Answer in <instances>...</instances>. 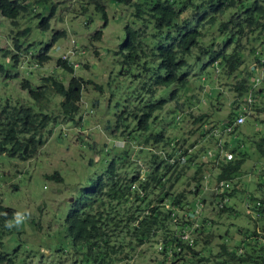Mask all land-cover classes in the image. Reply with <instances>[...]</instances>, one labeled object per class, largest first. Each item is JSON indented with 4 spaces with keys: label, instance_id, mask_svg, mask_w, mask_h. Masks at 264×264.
<instances>
[{
    "label": "rangeland",
    "instance_id": "374dc122",
    "mask_svg": "<svg viewBox=\"0 0 264 264\" xmlns=\"http://www.w3.org/2000/svg\"><path fill=\"white\" fill-rule=\"evenodd\" d=\"M130 1L52 0L43 3L31 0L28 14L16 19L17 27H12L9 20L0 16V66L4 70L0 72V103L11 99L12 102L19 101L25 106L34 107L20 84L27 80L33 87H38L44 76H53L64 86L72 77H76L102 87V90L95 89L93 84L83 87L79 110L72 119L53 110L58 120L48 127L44 144L32 159L23 161L8 154L0 155V205L16 212L8 223L10 230L2 238L0 253L14 257V264H57L60 260L57 248L61 247L65 253L72 249L64 224L72 205L69 199L81 198L92 181L103 175L112 161L119 168L134 171L133 175L135 171L138 172V181L145 180L147 171H151V154L168 150L163 143L154 144L151 136L163 133L165 142L179 141L186 149H192L201 141L194 151L202 148L205 151L214 150L216 141L224 132L228 116L235 108L237 94L232 86L243 78L253 83L256 77H264L261 70L253 69L252 54L230 76L223 74L221 64L211 62V54L223 50L225 34L219 30V23L227 18L226 14L202 29L203 35L197 47L186 56L188 66L182 73L187 75V84L184 87L159 89L151 97L144 86V82L150 79L149 73L141 74L139 67L126 66L119 54L125 39V25L136 30L142 27L133 16L135 8L132 5L143 0ZM153 1L147 0L151 4ZM180 1L186 5L180 4V8L185 7L183 16L192 17L195 9H191L189 2L197 6L203 0ZM97 5L104 8L105 19ZM200 11L204 12L203 9ZM47 17L49 26L44 30L41 18ZM25 29H29L25 36L19 34ZM148 29H152L150 24ZM58 32H64L65 37L57 38L55 44L51 43ZM97 32L102 33L101 39L93 41L92 37ZM249 45L258 48L260 41ZM47 46L49 60L36 65V55ZM15 53L17 61L12 59ZM63 55L75 64L73 74L56 65ZM174 90L176 95L172 96ZM246 96L244 94L239 100L244 102ZM153 100H163V107L153 112L148 130L140 132L136 128V117L132 114L136 109H144L155 103ZM201 116L203 118L197 121ZM213 126L217 129V133L213 134L214 143L209 139L202 141L212 132ZM262 135V123L251 119L245 121L237 132L223 135V142H227L230 148L241 143L243 146L239 151L247 154L235 180L239 189L253 188L252 182L264 170V158L251 143L252 139L257 140ZM194 171L195 165L189 166L174 185V191L189 192L193 184L188 181ZM54 173L61 177V182L46 177ZM119 175L122 179L133 176ZM205 176L199 195L194 197L189 194V200L193 210L197 202L204 201L198 216H201L200 221L208 217L218 223L209 227V232L205 230L203 234H197L199 238L209 233L215 236L206 248L197 246L198 251L209 256L211 252H217V244L222 243L223 239L231 240L235 236L239 225L252 229L253 221L246 212L244 192L237 193L228 202V206L235 208L236 216L220 214L214 202L219 201L217 198L214 200L217 172L205 171ZM126 208L123 206V211ZM158 240L160 242L162 239ZM124 241L132 258L124 259L120 264L161 263L162 257L157 252L156 243L137 247L135 239L130 236L125 237ZM65 256L63 254L62 257ZM71 256L67 255V258L70 260Z\"/></svg>",
    "mask_w": 264,
    "mask_h": 264
},
{
    "label": "trees",
    "instance_id": "16d2710c",
    "mask_svg": "<svg viewBox=\"0 0 264 264\" xmlns=\"http://www.w3.org/2000/svg\"><path fill=\"white\" fill-rule=\"evenodd\" d=\"M39 1L48 3L52 0ZM124 1L131 3L130 0ZM180 4V0H155L152 4L143 0L133 4V16L142 27L138 30L130 25L124 27L125 39L119 54L126 66L139 67L141 74L149 73L150 79L144 82L148 95L153 97L159 89L184 87L187 84V75L182 73L188 66L186 56L197 47L199 38L203 35L202 29L226 14L227 18L219 23V30L225 34L223 50L213 52L211 62L221 64L223 74L230 76L252 54L253 69L264 73V0H203L197 6L189 2L191 9H195L192 17L183 16L185 7L180 8ZM30 5L31 0H0V16L9 20L12 27H17L16 19L28 14ZM97 8L102 11L105 19L104 8L101 5H97ZM149 24L152 26L151 30L148 29ZM41 26L44 30L48 29V17L41 20ZM28 32L29 29H25L19 34L25 36ZM101 36L102 33L97 32L92 40L99 41ZM62 37H65V33L58 32L52 42ZM257 41H260L258 48L249 45ZM16 48L19 46L16 45ZM47 48L36 55V65L49 60ZM257 49L260 50L256 51ZM244 52L245 55H242ZM17 58L16 54L12 57L14 61ZM56 65L70 74L74 73V65L68 60L59 59ZM0 72H4L3 66H0ZM260 77L256 87L255 81L248 83L245 78L232 86L237 98L227 122L230 124L242 114L246 121L251 119L262 123L263 135L257 140L252 139L251 143L264 158V77L258 76L256 79ZM40 82L38 87H33L27 80L20 84L21 89L27 91L34 107L25 106L19 101L12 102L11 99L0 103V155L8 154L23 161L32 159L44 144L45 136L49 133L48 127L58 120L53 110L72 119L79 110L83 87L93 84L91 81L85 82L72 77L68 85L64 86L53 76H44ZM93 85L95 89L102 90V87ZM244 94L247 95L246 99L241 102L239 97ZM173 95H176V90L172 92ZM55 98L58 100L55 101ZM153 101L155 103L144 109H136L132 114L136 117V128L140 132L148 130L153 112L163 107V100ZM201 118L203 116L197 121ZM238 130L239 127L233 133ZM150 139L154 144L163 143L168 150L160 155L151 154V171H147L143 182H138V172L135 171L133 175L134 171L119 168L112 161L105 173L92 181L83 196L73 200L64 219L72 249L65 253L61 247L57 248V252L60 251L57 264H120L124 259L132 258L126 250L128 246L125 245L124 238L127 236L135 239L137 247L151 242L157 245L158 239H162L163 248L169 247L172 255L168 257L164 253H158L162 257L160 264H264V170L260 171V175L254 174L256 178L252 182L253 188H238L235 180L247 158V154L239 151L243 145L239 143L237 147L230 148L224 142L223 158L219 160L216 157V160L203 162V149L188 153V149L183 148L179 141H173L172 144L165 142L163 133L151 136ZM227 151L231 155L230 159L225 157ZM193 165L195 171L188 182L193 184L194 191H174V185L180 176ZM205 171H216V183L227 184L225 190L214 194V200H219L214 201L219 213L236 216L235 208L228 206V202L237 193L244 192L246 212L253 221L252 229L239 225L235 236L231 240L223 239L222 243L217 244V252H211L209 256L198 251L197 246L206 248L211 245L215 236L209 233L206 237L199 238L197 234H203L205 230L209 232L208 228L218 223L208 217H204L202 221L201 216L196 217L199 226L194 231V243L188 245L181 241L179 233L181 228L190 230L192 220L181 225L174 222L179 212H192L189 194L194 197L199 195ZM120 173L125 177L133 176L122 179ZM46 177L62 181L57 173ZM136 182L137 187H133ZM198 205L203 207L204 201L197 202L194 209ZM123 206L127 207L124 211ZM212 207L214 209L213 204ZM15 213L0 205V246L3 236L10 230L8 223ZM177 248L180 250L177 251ZM63 254L66 256L62 257ZM67 255H72L70 260ZM41 257L43 260L44 256ZM0 264H14V257L0 253Z\"/></svg>",
    "mask_w": 264,
    "mask_h": 264
},
{
    "label": "built area",
    "instance_id": "2783aa9c",
    "mask_svg": "<svg viewBox=\"0 0 264 264\" xmlns=\"http://www.w3.org/2000/svg\"><path fill=\"white\" fill-rule=\"evenodd\" d=\"M261 80L260 79H256L255 83H254V87H256L259 82ZM248 102H250V99H248ZM245 123V117L244 115L240 114L239 116H237L233 122L231 124H229L226 127V132H232L236 127L242 125ZM195 147H193L192 149H188L187 152L190 153L192 151H194ZM224 155V150H223V143L219 142L216 144V147L214 150H207L204 152V154L202 155L201 159L203 162H207L209 160H216V157L220 160L221 158H223ZM225 157L226 159H230L231 155L230 153H225ZM225 188H227V184L224 182H220L217 184V187L215 188V193L217 192H221L223 190H225ZM200 205H198L194 210H192V212H188L186 213L185 210L179 212V215L177 217H175L174 222L178 224H182L183 222H189L192 220V224L190 225V230L188 228H181L180 231V239L181 241L187 243L188 245H192L194 243V239H195V229L199 226L198 222L196 221V217L199 216L201 210H200ZM180 249L177 248V251H179ZM157 251L158 253H164L165 255H167L168 257L172 255V252L170 250L169 247L163 248L162 242H158L157 244Z\"/></svg>",
    "mask_w": 264,
    "mask_h": 264
},
{
    "label": "clouds",
    "instance_id": "9594fccd",
    "mask_svg": "<svg viewBox=\"0 0 264 264\" xmlns=\"http://www.w3.org/2000/svg\"><path fill=\"white\" fill-rule=\"evenodd\" d=\"M38 16V15H37ZM40 16V15H39ZM38 16V17H39ZM41 17V16H40ZM43 18H41V20H42ZM56 35V34H55ZM56 41H57V39L55 40V42H51V43H53V44H55L56 43ZM49 46V45H48ZM47 46V47H48ZM16 47V46H15ZM51 47V46H50ZM49 47V48H50ZM17 49V48H16ZM258 50H260V49H257L256 51H258ZM15 54H17V53H15ZM61 59H63V60H67V57H66V55H63L62 56V58ZM72 64V63H71ZM74 66H75V64H73ZM245 106H246V104H245ZM245 121H246V119H245ZM233 122V121H232ZM231 122V123H232ZM230 123V124H231ZM229 125V123L227 122V124L225 125V127H224V129H223V131L224 132H222V134L220 135V139L219 140H217L216 141V144L217 143H219V142H222L223 143V150H224V142H223V140H222V138H223V135H225V136H227V135H230V134H232L233 133V131L237 128H235L232 132H226V127ZM243 125V124H242ZM242 125H240V126H242ZM240 126H238V127H240ZM211 129H212V132L209 134V135H207V136H205L204 137V140L205 141H207L208 139L209 140H211L213 143H214V141H213V134H216L217 133V129L215 128V126H213V127H211ZM203 139H202V141H204ZM199 142H201V141H199ZM170 144H172L171 142H170ZM199 144V143H198ZM198 144H196L195 145V147H197L198 146ZM214 147H216V145H214ZM203 150H201L202 152H205V148H202ZM208 150H211V149H208ZM207 151V150H206ZM164 152V150H161V151H159V153H157L158 155H160V154H162ZM227 153H229V152H227ZM205 173H204V178H203V180L205 179ZM144 181V179H142L141 181H138V182H143ZM137 183H135V184H133V187H137V186H134V185H136ZM190 191H194V186L190 189ZM74 200V199H73ZM73 202V201H72ZM16 214V213H15ZM15 216V215H14ZM11 223V222H10Z\"/></svg>",
    "mask_w": 264,
    "mask_h": 264
},
{
    "label": "water",
    "instance_id": "95a60500",
    "mask_svg": "<svg viewBox=\"0 0 264 264\" xmlns=\"http://www.w3.org/2000/svg\"><path fill=\"white\" fill-rule=\"evenodd\" d=\"M73 201V198L69 199V202H72Z\"/></svg>",
    "mask_w": 264,
    "mask_h": 264
},
{
    "label": "crops",
    "instance_id": "0c3cea01",
    "mask_svg": "<svg viewBox=\"0 0 264 264\" xmlns=\"http://www.w3.org/2000/svg\"><path fill=\"white\" fill-rule=\"evenodd\" d=\"M204 140V139H203ZM205 141V140H204ZM206 142V141H205ZM198 143H201V142H198Z\"/></svg>",
    "mask_w": 264,
    "mask_h": 264
}]
</instances>
